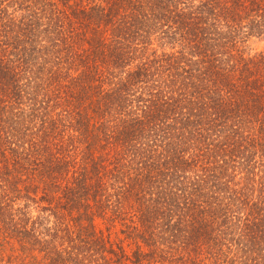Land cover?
Listing matches in <instances>:
<instances>
[{"label":"trees","instance_id":"obj_1","mask_svg":"<svg viewBox=\"0 0 264 264\" xmlns=\"http://www.w3.org/2000/svg\"><path fill=\"white\" fill-rule=\"evenodd\" d=\"M0 263L264 264V0H0Z\"/></svg>","mask_w":264,"mask_h":264},{"label":"rangeland","instance_id":"obj_2","mask_svg":"<svg viewBox=\"0 0 264 264\" xmlns=\"http://www.w3.org/2000/svg\"><path fill=\"white\" fill-rule=\"evenodd\" d=\"M249 47L251 49L263 48V39L261 37H253L249 41ZM125 248H128L127 246ZM1 264V263H0Z\"/></svg>","mask_w":264,"mask_h":264}]
</instances>
